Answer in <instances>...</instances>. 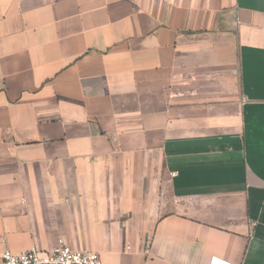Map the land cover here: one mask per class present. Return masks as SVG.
I'll list each match as a JSON object with an SVG mask.
<instances>
[{"label":"crops","instance_id":"crops-1","mask_svg":"<svg viewBox=\"0 0 264 264\" xmlns=\"http://www.w3.org/2000/svg\"><path fill=\"white\" fill-rule=\"evenodd\" d=\"M264 264V0H0V256Z\"/></svg>","mask_w":264,"mask_h":264},{"label":"built area","instance_id":"built-area-1","mask_svg":"<svg viewBox=\"0 0 264 264\" xmlns=\"http://www.w3.org/2000/svg\"><path fill=\"white\" fill-rule=\"evenodd\" d=\"M212 259L211 264H218ZM0 264H102L100 254L88 248H72L58 238L48 250L30 248L22 252L5 249L0 256Z\"/></svg>","mask_w":264,"mask_h":264}]
</instances>
